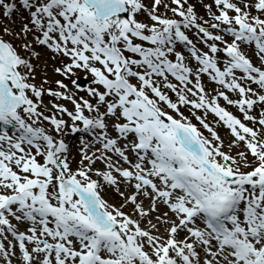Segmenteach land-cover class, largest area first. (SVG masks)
Segmentation results:
<instances>
[{
	"label": "snow or ice",
	"instance_id": "1",
	"mask_svg": "<svg viewBox=\"0 0 264 264\" xmlns=\"http://www.w3.org/2000/svg\"><path fill=\"white\" fill-rule=\"evenodd\" d=\"M0 264H264V0H0Z\"/></svg>",
	"mask_w": 264,
	"mask_h": 264
},
{
	"label": "bare ground",
	"instance_id": "2",
	"mask_svg": "<svg viewBox=\"0 0 264 264\" xmlns=\"http://www.w3.org/2000/svg\"><path fill=\"white\" fill-rule=\"evenodd\" d=\"M72 140V139H71ZM71 146H74V149L72 150V153H74L73 156H76L75 150H78L79 147V140L71 141ZM75 166V165H74Z\"/></svg>",
	"mask_w": 264,
	"mask_h": 264
},
{
	"label": "rangeland",
	"instance_id": "3",
	"mask_svg": "<svg viewBox=\"0 0 264 264\" xmlns=\"http://www.w3.org/2000/svg\"><path fill=\"white\" fill-rule=\"evenodd\" d=\"M199 11H200V14H201V15H203V14H204V11H203V9H200ZM53 78H56V77H53ZM45 102H46V101H45ZM46 103H47V102H46ZM68 138H69V137H68Z\"/></svg>",
	"mask_w": 264,
	"mask_h": 264
}]
</instances>
